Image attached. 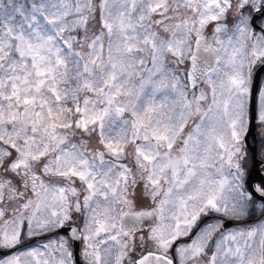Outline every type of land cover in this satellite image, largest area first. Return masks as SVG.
<instances>
[{
	"label": "snow or ice",
	"instance_id": "1",
	"mask_svg": "<svg viewBox=\"0 0 264 264\" xmlns=\"http://www.w3.org/2000/svg\"><path fill=\"white\" fill-rule=\"evenodd\" d=\"M261 73L264 0H0V264H264Z\"/></svg>",
	"mask_w": 264,
	"mask_h": 264
},
{
	"label": "flooded vegetation",
	"instance_id": "2",
	"mask_svg": "<svg viewBox=\"0 0 264 264\" xmlns=\"http://www.w3.org/2000/svg\"><path fill=\"white\" fill-rule=\"evenodd\" d=\"M258 83L261 85H264V73H261L258 79ZM261 135V130L259 129V127H255V130H252L251 134L249 135V137L247 138V142L248 144L251 146V149H254L256 152V158L258 159H263L261 157V155L259 154L261 152V147H260V138ZM250 155H253L252 152H250ZM253 160H249L247 162V167L250 169V165L252 164ZM258 216L257 212H252L246 219L242 220V221H233L231 222L228 227L229 229L232 228V226H235V229H238L239 227H242V225H244V223H246L247 221L250 223L252 221V219H255ZM51 238V237H43V236H38V237H34L29 241V245L36 247L39 246L40 244L46 242V239ZM28 245L22 246V247H27Z\"/></svg>",
	"mask_w": 264,
	"mask_h": 264
},
{
	"label": "rangeland",
	"instance_id": "3",
	"mask_svg": "<svg viewBox=\"0 0 264 264\" xmlns=\"http://www.w3.org/2000/svg\"><path fill=\"white\" fill-rule=\"evenodd\" d=\"M260 138H261V141L259 144L261 147V152L259 154L264 159V138H262L261 135H260ZM253 212H257L258 216L255 219H252V221L250 223L247 221L246 223H244V225H242V227H239V228H250V227L259 226L260 224L264 223V213H261L259 211H253ZM234 227L235 226H232V228H230V230L235 229Z\"/></svg>",
	"mask_w": 264,
	"mask_h": 264
},
{
	"label": "water",
	"instance_id": "4",
	"mask_svg": "<svg viewBox=\"0 0 264 264\" xmlns=\"http://www.w3.org/2000/svg\"><path fill=\"white\" fill-rule=\"evenodd\" d=\"M253 130H255V128H253ZM256 152L254 151L253 155L256 157ZM258 159V158H257ZM254 167V161L252 162V164L250 165V170Z\"/></svg>",
	"mask_w": 264,
	"mask_h": 264
}]
</instances>
